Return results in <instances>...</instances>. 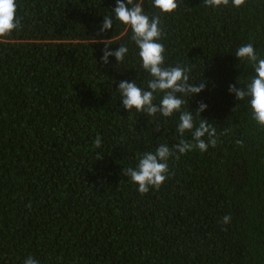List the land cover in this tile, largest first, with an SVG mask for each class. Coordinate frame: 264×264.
<instances>
[{
  "label": "trees",
  "instance_id": "1",
  "mask_svg": "<svg viewBox=\"0 0 264 264\" xmlns=\"http://www.w3.org/2000/svg\"><path fill=\"white\" fill-rule=\"evenodd\" d=\"M178 3L161 17L165 66L191 65L190 83L206 81L184 107L207 105L194 120L218 143L169 158V177L141 195L122 170L178 143L179 113L123 109L119 82L146 88L150 77L130 29L113 17L98 35L116 0H16L20 27L0 38V264H264V129L228 92L253 75L240 46L264 58V0ZM142 6L155 14L152 0ZM101 40L127 46L124 60L103 64Z\"/></svg>",
  "mask_w": 264,
  "mask_h": 264
},
{
  "label": "clouds",
  "instance_id": "2",
  "mask_svg": "<svg viewBox=\"0 0 264 264\" xmlns=\"http://www.w3.org/2000/svg\"><path fill=\"white\" fill-rule=\"evenodd\" d=\"M203 3L205 7L212 9L229 5L240 8L245 5L246 0H203ZM179 6L178 0H152V7L156 12L149 17L144 12L142 0L135 3L134 0H116L111 12L112 16H104L98 33L99 35L113 28V17L115 21L130 29L131 41L138 48L139 66L150 77L146 88L139 87L135 80L119 82L117 91L125 111L131 113L135 110L148 117L158 115L165 119L179 113L175 128L176 136L180 137L178 143L171 147L167 143L159 144L155 151H145L140 154L134 168L122 170L129 178V182L137 186V191L141 195L147 194L150 190H159L169 177V158L179 160L180 156L195 150L203 153L209 146L216 147L218 143L215 127L202 119H199L197 126L194 120L193 113L200 118V113L206 110L207 105L201 102L194 111L184 107L186 103L188 104L189 97L204 90L206 81L202 78L196 84L190 83L191 65L165 66V48L159 42L163 36L160 27L161 17L173 13ZM16 10V0H0V38L11 35L20 27ZM100 42L105 45L100 58L103 64L109 63L110 56L119 64L129 52V48L123 45L115 51H109L108 45L111 41ZM234 56L245 68H252L253 75L243 82L237 79V84L243 86L230 84L228 92L234 94L237 101H246L252 121L260 129H264V58L257 54L251 42L240 46ZM158 96L160 100L155 102ZM186 133L190 134V139L184 138ZM93 147H101L99 135L93 141ZM97 159H100V155ZM230 219V216L225 215L221 223L226 225L230 223ZM23 264H39V261L28 256Z\"/></svg>",
  "mask_w": 264,
  "mask_h": 264
}]
</instances>
